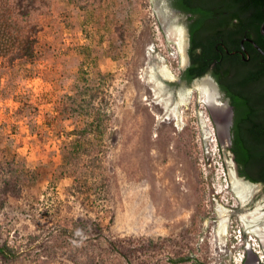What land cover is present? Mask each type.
<instances>
[{
  "label": "rangeland",
  "instance_id": "1",
  "mask_svg": "<svg viewBox=\"0 0 264 264\" xmlns=\"http://www.w3.org/2000/svg\"><path fill=\"white\" fill-rule=\"evenodd\" d=\"M49 10L34 58L0 59V247L17 251L0 264H243L251 238L264 253L243 222L264 232V187L235 193L217 133L226 98L179 81L185 16L168 0Z\"/></svg>",
  "mask_w": 264,
  "mask_h": 264
},
{
  "label": "trees",
  "instance_id": "2",
  "mask_svg": "<svg viewBox=\"0 0 264 264\" xmlns=\"http://www.w3.org/2000/svg\"><path fill=\"white\" fill-rule=\"evenodd\" d=\"M54 1L0 0L3 64L34 58L41 17L50 12ZM171 4L181 15L188 16L191 64L182 79L191 83L211 73L233 112L229 151L238 174L264 187V56L246 41H253L264 51L260 32L264 0H171ZM71 147L66 161L73 160L79 152L75 142ZM16 254L6 245L0 247L1 258L10 259ZM40 264L49 261L45 259Z\"/></svg>",
  "mask_w": 264,
  "mask_h": 264
},
{
  "label": "bare ground",
  "instance_id": "3",
  "mask_svg": "<svg viewBox=\"0 0 264 264\" xmlns=\"http://www.w3.org/2000/svg\"><path fill=\"white\" fill-rule=\"evenodd\" d=\"M151 76H154V74H151ZM193 84H194L195 87H197L201 91V94L204 97L205 103L208 106H210V107H215V104L218 103L219 95H218V92H217L216 88L214 87V85L206 78H203L200 81H196ZM179 96H180L179 99L181 100L182 99L181 94H179ZM174 106L175 107L172 110V113H173L174 118L176 120V125L178 126L179 123H180L179 122V113H178L179 111L177 110V105H174ZM226 125H227L226 121L224 120L222 122V126H220V127L222 129H225ZM230 178H231L230 180H231V184H232L233 190L242 199H245L247 194H250L255 189L254 187H250L248 184L244 183L240 178H237L235 176V173H234L233 169H231ZM262 218H263V216H262ZM257 220H255V221H250V220L247 221L246 219L243 218V222L246 225V229L247 230H251L253 233L258 235L260 240H261V242H262V244L264 245V232L260 231L258 229L259 228L258 225L260 223L258 224ZM226 224H227L226 220L221 218L220 222H219V226H218V234H219L220 237L224 236L227 233Z\"/></svg>",
  "mask_w": 264,
  "mask_h": 264
},
{
  "label": "water",
  "instance_id": "4",
  "mask_svg": "<svg viewBox=\"0 0 264 264\" xmlns=\"http://www.w3.org/2000/svg\"><path fill=\"white\" fill-rule=\"evenodd\" d=\"M260 32H261V34L264 36V21H263L262 24H261ZM185 33H186V35H185L186 40H185V43H184V45H183V48H184V49L187 47V32H185ZM246 41L249 42L250 44H252V45L254 46V48H255V49H256L261 55L264 56V51L261 50V49H260V48H259V47H258L253 41H251V40H249V39H246ZM241 46H242V45H241ZM242 47H243V46H242ZM184 53H186V52H184ZM204 78L208 79V80L214 85V87L216 88V90H217V92H218L219 98H220V100H221L222 94H221V92H220V90H219V87H218L217 83L215 82V80H214L212 77H210V76H206V77H204ZM201 79H203V78H201ZM201 79H195V80L193 81V83H195L196 81H200ZM222 108H223V109H222ZM220 111H224V112H225V120H226L227 125H226L225 130H224V129H223V131L220 130V131H221V135H223V137H222V136L220 135V132H219V126H218V124H217V133H218L219 141H220V143H221V147H222V149H223V152L225 153L226 149H227V148H230V145H231L230 127H231V125H232V117H233V112H232V109H231V107H230V102H229L228 99H225V101H224V107H221V108H220ZM228 154H229V162H231V166H229V167H230V169H231V167H232V169H233V171H234V173H235V176H236L237 178H240L244 183L248 184L250 187H254L255 189H257V188H261L262 185H261L260 183H252V182L248 181L247 179H245V178L239 176V174H238V169H237V164H236V162L234 161V156H233V154H232L230 151L228 152ZM227 167H228V163H227Z\"/></svg>",
  "mask_w": 264,
  "mask_h": 264
},
{
  "label": "flooded vegetation",
  "instance_id": "5",
  "mask_svg": "<svg viewBox=\"0 0 264 264\" xmlns=\"http://www.w3.org/2000/svg\"><path fill=\"white\" fill-rule=\"evenodd\" d=\"M168 2H169V6H170V8L174 11V12H176V13H178V14H180V12H178V11H176L173 7H172V4H171V0H168ZM185 18L187 19L188 18V16H185ZM186 32H187V47H186V65H185V67L184 68H182V70H181V73H180V76H179V81L180 82H185L183 79H182V74L187 70V68L190 66V64H191V57H190V55H189V48H190V40H189V32H188V28L186 27ZM242 47V46H241ZM242 50L244 51V47H242ZM244 54H246L247 55V53L244 51ZM211 67H213V66H211ZM205 75H211V73H207V74H205ZM211 77V76H210ZM196 79H199V78H196ZM195 80V79H194ZM193 80V81H194ZM192 81V82H193ZM186 83V82H185ZM218 85V84H217ZM219 87V86H218ZM219 90H220V88H219ZM220 92H221V90H220ZM222 93V92H221ZM223 94V93H222ZM224 95V94H223ZM232 126V125H231ZM230 129H231V127H230ZM250 256H247L246 258H244V261H243V264H247L248 263V261L249 262H253V259L254 258H258L257 256H255L253 259L251 258ZM258 260V259H257ZM263 264V263H262Z\"/></svg>",
  "mask_w": 264,
  "mask_h": 264
},
{
  "label": "built area",
  "instance_id": "6",
  "mask_svg": "<svg viewBox=\"0 0 264 264\" xmlns=\"http://www.w3.org/2000/svg\"><path fill=\"white\" fill-rule=\"evenodd\" d=\"M250 240L252 241V238ZM251 241L245 242V247H244L245 252L251 251L252 253H254L258 257L259 261L264 264V253L262 252L260 245L252 243ZM240 242L242 243L241 236H240ZM243 259H244V256L241 260L243 261Z\"/></svg>",
  "mask_w": 264,
  "mask_h": 264
}]
</instances>
